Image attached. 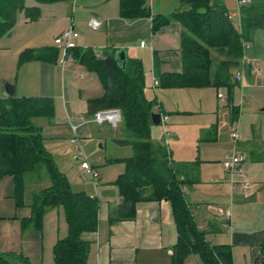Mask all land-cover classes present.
Returning <instances> with one entry per match:
<instances>
[{
	"label": "crops",
	"instance_id": "0c3cea01",
	"mask_svg": "<svg viewBox=\"0 0 264 264\" xmlns=\"http://www.w3.org/2000/svg\"><path fill=\"white\" fill-rule=\"evenodd\" d=\"M71 1L73 3L70 19L73 20L79 14L78 16L85 20V25L89 24L88 26L93 29L94 33L89 38L88 44L79 35L77 47H80L81 50L93 49L94 51L95 47L99 48L101 49V52L97 53L99 57H104L106 53L113 55L115 52L124 51L127 58L142 61L146 98L151 101V97H156L162 105H157L156 109L163 107L162 111L168 110L167 113H161V116L168 117L160 132L165 143L159 141L155 136H152V140L167 149L169 141L176 145L175 152L168 150L174 164L180 166L181 169L184 168L181 179L187 180L188 184L183 191L199 229L206 234V240L214 246L226 248L229 251L232 264H263L264 30L257 29L245 34L244 42L249 47L244 49L241 64L234 72V75L238 72L243 74L241 82L234 78L240 92L235 93V87L231 92L224 87H171L164 84L163 77L183 72V26L179 21L173 20L158 32L153 33L151 18L134 21L123 19L120 15L119 0H67L52 3L48 4L52 7L44 6L48 8V17L54 23L57 17L62 15H64L63 20H68L66 9ZM253 1L237 0L238 11L229 14L234 26L240 32H242V9L252 4ZM67 3L68 5H66ZM169 3V0H149V7L155 16L170 15L182 6V0H179V7L173 12L168 10ZM28 7H39L40 11L44 8L43 4L38 3ZM93 19L99 21L101 25L93 28L90 25ZM27 20L30 19L27 18ZM14 29L9 36L13 34ZM70 29L75 31L74 26L69 27L68 30ZM141 41L150 45L142 48L140 47ZM51 45L34 49L57 50L55 62L34 60L20 63L23 48L18 46L13 51H5L6 53L0 55L2 60L5 58L4 64L7 68V71L3 72L2 81L14 85V96L51 98L53 101L54 99L57 101L62 117L65 119L63 122L65 125H59L56 122L38 125L43 130L45 147L48 141L55 142L56 147L58 145L65 147L63 153L66 157L70 153L80 163L74 149L71 148L72 138L75 135L72 125H79L77 136L83 149L86 140H93L94 136L102 137L99 138L105 143V145L101 143L99 146L102 151L106 148L108 141L114 148L120 150L114 156H107L105 159L107 164L123 163H108L109 159L128 158L132 155L130 147L119 146L113 142L114 139H125L126 137L123 130H118L122 123L117 128L108 124L102 126L94 123L80 125L81 118H91L94 115H90V102L105 95L101 77L96 71L91 70L72 55L66 56L64 50L56 45ZM79 73H82V81L78 87ZM58 76L61 78L62 91L60 94H50L49 91H52L53 88V79H58ZM156 80L159 82L158 87L153 86ZM192 90L201 92L200 97L192 95ZM210 90H214L215 93ZM221 90L228 94L229 99L231 98V106L222 110L220 101L226 100L224 98L226 93L222 95ZM252 90H256V97H253ZM172 94L175 97L185 94L195 100L191 107H185L181 104V98L173 99V103L167 102L169 110L163 100L168 99V96ZM233 95L237 96L238 103L240 102L239 109L234 106L237 101L234 100ZM8 97L10 96L3 86L0 88V98ZM252 103L256 105V127L252 132H255L256 135L252 138L247 136L241 138L239 129L236 128L233 131H238L239 140L235 143L231 137L232 130L230 131L226 125H222L220 120L229 121L232 116L236 117L239 111L243 114L242 109ZM198 112L207 114L208 121L204 122L202 126L188 125V122L193 123L198 120L196 118ZM248 114L250 113L246 112L245 115ZM215 118L217 123L213 122ZM171 123L173 124L172 133L168 130V125L171 126ZM153 125L152 123L151 134ZM95 129L98 130V134ZM164 130L168 132L166 136H164ZM184 130L192 132L196 139L201 137L198 146L188 150L185 147L182 148L181 143L184 138L181 131ZM234 152L242 153L245 156L242 167L245 181L250 185L246 190L238 179H235V182L232 181V176L225 171L223 166L225 158ZM187 154H189L188 157ZM95 167L100 174L98 180H94L87 171L81 166L79 167L82 173L92 179L91 189L88 187L89 184H74V186H78L77 190H74V186H72L74 191L84 192L99 201L98 230L82 235V238L90 244L87 264H206L198 253L190 254L182 262H175L174 250L178 244L179 233L169 201H141L136 206L134 219L112 223L110 217L118 209L122 200L119 189L114 183L124 173L116 172L120 174L117 175L111 171L106 175L111 177V180L104 186L101 183L100 167L98 164ZM14 195V178L5 176L0 180V252L22 255L31 264H44L45 244L42 230L24 227L23 222L31 217L32 210L28 206L17 207ZM58 229L60 231V228Z\"/></svg>",
	"mask_w": 264,
	"mask_h": 264
},
{
	"label": "trees",
	"instance_id": "16d2710c",
	"mask_svg": "<svg viewBox=\"0 0 264 264\" xmlns=\"http://www.w3.org/2000/svg\"><path fill=\"white\" fill-rule=\"evenodd\" d=\"M26 1L0 0V37L12 32L19 12H24L31 22L40 18L39 7H28ZM33 1L52 4L67 0ZM119 9L126 20L151 18L153 33L173 20L182 24L183 72L162 79L171 87H224L231 92L236 86L234 72L244 57L245 34L264 30V0H254L242 9V32L234 26L222 0H182L181 8L170 15L154 16L149 0H119ZM200 9L205 13H200ZM69 54L96 71L103 81L105 95L90 102V115L100 110L119 109L122 114L120 129L126 137L113 142L132 150L128 158L108 160V163L123 162L126 165V172L114 183L122 200L110 221L134 219L136 206L141 201H169L179 233L175 262L198 253L206 264H232L229 251L212 245L206 240L205 232L199 229L183 191L188 184L187 180L181 179L184 168L174 164L167 147L152 140L154 103L145 96L142 61L127 57L122 61L116 52L99 57L93 49L81 50L80 47L69 50ZM56 59L57 50L51 48L26 49L20 55V63L55 62ZM54 116L51 98H0V180L12 176L16 206L31 208V217L23 222L25 228L42 230L46 213L62 207L69 234L55 245V264H87L90 244L82 235L97 232L99 201L84 192L74 191L46 149L43 130L34 120H52ZM46 179L49 184L40 189L32 188L30 199L25 200L28 180L38 187ZM262 251L264 255V244ZM0 264L31 263L22 255L0 252Z\"/></svg>",
	"mask_w": 264,
	"mask_h": 264
},
{
	"label": "rangeland",
	"instance_id": "374dc122",
	"mask_svg": "<svg viewBox=\"0 0 264 264\" xmlns=\"http://www.w3.org/2000/svg\"><path fill=\"white\" fill-rule=\"evenodd\" d=\"M178 1L179 0H169L170 3L168 5V10L169 11L172 10L174 12L179 7ZM72 3L73 1L70 2L69 6H67V9H66L68 20H63L62 17L64 15H62V16L57 17L55 23L47 15L48 8L44 7L45 5H48V4H43L44 8L40 11L41 17L40 19L36 21L29 22L27 20L25 13L19 12L17 15V25L15 26L13 34L11 36L4 35L0 37V55H2L3 53H6L5 51L7 50L13 51L16 48H18V46L23 48L24 51L26 49H34L36 47L52 46L51 44L55 46V39L57 37H60L66 30L68 31L69 27L71 26H74L75 31L78 32V34L82 36V39L83 40L85 39L86 44H88L89 38H91L94 35V33L92 32L93 29L90 26H88L89 24L85 25V20L83 19V17L80 18L78 16L79 14L76 15L73 20L70 19L72 15V8H71ZM35 4L37 3L33 0L26 1V6H31ZM66 5H68V3ZM174 5H176V7H173ZM223 5L230 15L238 11L237 0H223ZM48 6L52 7L51 5H48ZM5 48H10V49H5ZM94 49L97 53L101 52V49L99 48L95 47ZM1 58L2 57L0 56V88H2L3 86L5 87L6 83H10V82L2 81L3 80L2 76L4 74L3 72L7 71V68L5 67V64H4L5 58H3V60ZM60 69H61V65H60ZM81 74L82 73H79L78 75L79 78L77 79L78 87L80 85V81H82ZM60 81H61L60 76H58V79H55V78L53 79V88H52V91H49L50 94H60L61 93L62 85L60 84ZM210 91L214 92V90H210ZM238 91L240 92V89H239V86L237 85L235 86L234 92L237 93ZM191 93L192 95L194 94L198 97H200L201 95V92H198L197 90H192ZM223 93L225 94L226 92L221 90L222 95ZM252 93H253L252 94L253 97H256V90H252ZM173 95L174 94H172L171 96H168V99L163 100L165 102V106L169 110H170V107H168L167 102L171 101L173 103L174 102L173 99L181 98V104L182 106H185V107H191L192 103L195 100L194 98H191L190 96L185 95V94L179 97H175ZM225 96L226 97L224 98H226V100L220 101L221 103L220 105L222 107L221 110L223 108L225 109L231 106V101L229 99L228 94L226 93ZM245 96L247 97V93L245 94ZM233 97H234V100L237 101L234 103V106H237V108L239 109L240 102L238 103V98H236L237 96L233 95ZM150 100L154 103V112L156 114L161 115V113L168 112L167 109H165V111H162L163 107L162 109H158V110L156 109V106L160 104V100H158L156 97L153 96L151 97ZM239 101H240V97H239ZM54 104H55L54 118L52 120H49L46 118L36 119L34 120L36 125H43L48 122L51 124H54L56 122V123H59V125H65V123H63L65 119L64 117H62V113L59 110V105H57L58 103L55 99H54ZM247 108L252 112H250ZM242 111H243V114L242 112L239 111V114L236 117L232 116L229 121L220 120V123L222 125H226V127H228L230 131L231 130L233 131L236 128H238L239 134H241V138H243L244 136L252 138V136L256 135L255 132L252 133L254 130V127H256V105H254L253 103L252 105H246L244 109H242ZM246 112H249L250 114L245 115ZM181 114L188 115L189 113H181ZM207 117L209 118L207 114L205 113L200 114L198 112L196 113V118L198 120L193 123L188 122V125L202 126L204 122L208 121ZM211 119H213V116H211ZM213 122L217 123V119L215 118ZM120 128H121V125H120ZM120 128L118 129L119 131H120ZM162 129H163L162 125H153L152 136L153 137L155 136L156 138H158L159 141H162L163 143H165L160 133ZM168 130L172 133V130H173L172 123H171V126L168 125ZM95 132L96 134H98V130L95 129ZM181 132L184 138L183 143H181L182 148L185 147V149L188 150L194 146L199 145L201 141V137L199 139H196L194 135L192 134V132H189L186 130L181 131ZM99 138H102V137H99ZM99 138L94 136L93 140H89V141L86 140L87 142H85L86 144L84 146V150L86 152L87 158L90 161L91 165H94V164L99 165L100 171L102 174L101 183L105 186V183L111 180V177L106 176V175H108L111 171H113L114 173L120 172V174L125 173L126 165L124 163L108 165L107 161L105 160L107 156H114L120 150H117L116 148H114L111 142L108 141L106 142V148L104 149V151H102L99 146L101 143L102 145L103 144L105 145V143L103 142L102 139L100 140ZM168 144H169L168 149L170 151L173 150V152H175L176 145H174L172 141H169ZM46 147H47V150L50 152L51 156L53 157V159L55 160L61 172L67 175V178L69 179L72 186H74V184H77V185L78 184L79 185L89 184L88 185L89 189L92 188V184H93L92 179L89 176H87L85 173H82L79 170L80 163H78L75 160V158L70 155L69 152H68L69 156L67 157L65 156V153H63L64 152L63 148L65 147H60L59 145L58 147H56V143L52 141H48L46 144ZM71 148L74 149V152L76 153L75 145L72 142H71ZM188 155L189 154H187V157ZM116 174L120 175L118 173ZM27 183L28 184H27V192H26L25 200L30 199V195H31L30 191L32 188L40 189V188H43V186H46L47 183L49 184L47 179L46 181L44 180L43 183L39 185L38 187L35 186L34 182L31 183L30 180H28ZM77 185L74 186V190L78 189ZM58 228H60V231ZM41 233H42L43 241L45 244L44 264H55V261H54L55 245L57 244L58 240L67 238L69 234V227H68L66 214L62 207L53 208L46 213L44 221H43V227H42Z\"/></svg>",
	"mask_w": 264,
	"mask_h": 264
},
{
	"label": "built area",
	"instance_id": "2783aa9c",
	"mask_svg": "<svg viewBox=\"0 0 264 264\" xmlns=\"http://www.w3.org/2000/svg\"><path fill=\"white\" fill-rule=\"evenodd\" d=\"M245 3V1H243ZM29 21V20H28ZM90 25L93 28H97L101 25V23L97 20H92ZM79 38V34L76 33L73 29L65 31L60 37L55 39V45L65 51L66 56H71L69 54V50L77 47V40ZM150 44L141 41L140 47L145 48ZM244 49L248 48L249 45L245 42L243 43ZM236 81L241 82L243 80V74L238 72L235 77ZM154 87L159 86V82L154 81ZM168 117L161 116V124L164 125L167 121ZM88 123H94L99 126L102 125H110L113 128H117L122 123V114L119 109H108L101 110L96 112L91 118H81L80 125H86ZM79 125H72V130L74 131V137L72 138V143L75 145L76 158L80 162V166L82 169L87 171L91 175L94 180H98L100 178L99 171L94 165H91L90 161L87 158L86 152L83 149L82 143L77 136V130ZM164 136L168 134L167 131H163ZM231 137L233 141L236 143L239 140L238 131H232ZM245 160V156L242 153L234 152L232 155H229L225 158L223 162V166L226 172H228L232 176V181L235 182V179H238L241 183L242 187L246 190L250 187L249 183L245 181V173L242 167V164ZM237 180V181H238ZM94 198V197H91Z\"/></svg>",
	"mask_w": 264,
	"mask_h": 264
},
{
	"label": "water",
	"instance_id": "95a60500",
	"mask_svg": "<svg viewBox=\"0 0 264 264\" xmlns=\"http://www.w3.org/2000/svg\"><path fill=\"white\" fill-rule=\"evenodd\" d=\"M199 12L204 14L205 10L204 9H200ZM118 56H119V59L122 60V61H124L126 59V53L124 51L121 52V53H118ZM5 90H6V93L9 96H14L15 95V87H14V85H12L10 83H6L5 84ZM151 118H152V123L154 125H160L161 124V115L160 114L153 113Z\"/></svg>",
	"mask_w": 264,
	"mask_h": 264
}]
</instances>
